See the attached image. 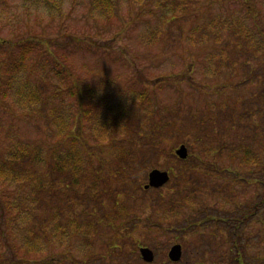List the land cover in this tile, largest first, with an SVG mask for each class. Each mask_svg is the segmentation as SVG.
Returning <instances> with one entry per match:
<instances>
[{
	"label": "rangeland",
	"instance_id": "rangeland-1",
	"mask_svg": "<svg viewBox=\"0 0 264 264\" xmlns=\"http://www.w3.org/2000/svg\"><path fill=\"white\" fill-rule=\"evenodd\" d=\"M112 1L107 13L93 0H0V163L13 151L38 153L30 149L51 158V173L61 151H80L83 161L79 185L69 169L64 178L46 175L40 203L26 191L45 176L42 164L18 158L15 179L0 178V220L8 224L0 264H264L250 197L236 205L226 193L239 191L234 175L248 176L252 191L243 148L250 154L254 133L264 135V0L249 2L256 21L241 0ZM25 43L37 49L19 63ZM148 101L159 113L149 114ZM99 133L106 138L94 143ZM181 144L199 166L186 181L198 185L183 200L190 185L176 181ZM207 145L219 148L208 157L209 175L225 169L228 153L238 157L218 173L223 179L204 182ZM92 163L102 178L88 198ZM154 168L171 179L144 191ZM172 199L180 213L163 215ZM35 229L48 233V244L36 242ZM28 239L31 252L19 250ZM175 243L182 257L172 263ZM143 246L152 263L141 259Z\"/></svg>",
	"mask_w": 264,
	"mask_h": 264
},
{
	"label": "trees",
	"instance_id": "trees-1",
	"mask_svg": "<svg viewBox=\"0 0 264 264\" xmlns=\"http://www.w3.org/2000/svg\"><path fill=\"white\" fill-rule=\"evenodd\" d=\"M188 0H182V5L180 7H184L187 6L186 3H189L190 1ZM254 1V0H252ZM181 2V0H180ZM250 0H241V3H243L244 7L246 6L247 8V13L253 17V19L256 21L257 18H258V14L257 12L255 11L254 9V6L251 4L250 6ZM93 3L97 5V9L99 10H103V12H107V13H110V12H113V8H114V1L112 0H93ZM180 5V4H179ZM178 5V7H179ZM258 33L261 34L262 31L258 30ZM26 44V47H22L20 52H19V63H22V61H24V58L26 56H28L29 53H32V52H35V50L37 48L33 47L30 43H25ZM15 70H10V72H12L11 74V78L13 77V73H14ZM144 91H147L146 89H144ZM144 91H141L140 92V97L142 98L144 96L145 93H143ZM38 95V94H37ZM157 102H154V101H148V108H152L151 111H149V114L150 113H154L153 115L151 114V116H154L155 114L159 113V106L158 104L156 105ZM111 120V119H109ZM106 121L107 123L111 124L112 126V122L111 121ZM115 122H118L117 120H114V123ZM155 124H158L157 121H155ZM94 135V134H93ZM97 135H101L103 137H98ZM97 135H94L92 136L91 135V138L92 140L94 141V143H97L99 141H102V140H105L106 137V134H97ZM108 136V135H107ZM80 137V136H77V138ZM256 137V134L254 135L253 139L254 140ZM74 138H76L74 136ZM76 138V139H77ZM83 139V136L80 137ZM86 139V138H85ZM88 139H89V135H88ZM74 141L76 140H73L72 142L74 143ZM90 141V139H89ZM85 144V142H84ZM70 147V146H69ZM207 148H208V145H207ZM245 148V147H244ZM244 148H243V153H242V159L247 161L248 162V167H251L250 166V162H251V153L249 154L248 151H244ZM247 148V147H246ZM218 149L215 151V152H212L210 151V149L208 148L207 152H206V159L203 160L202 162V167L204 165V182L209 179V178H215L216 180L219 179V178H224V175L223 174H218L219 172H222L225 170V172H227L228 169H232L236 166L237 164V156H235L233 153H228L227 156H226V164H225V169H223L222 167H217V174H214V175H209L207 170L205 169V166H211L213 164L212 161H210L208 159L209 156H216L217 157V154H218ZM110 150H113V149H110ZM23 151V150H22ZM41 151H33L30 149V152H38L37 154H30L28 155V152L27 150H25V154L24 155H20L18 153H16V151H13V153L10 155V159H6L3 161V163H0V178H6V179H15L14 175L12 173H10L9 171H12V169L15 167L14 165L16 164V161L18 160V158H23L26 159V160H31L35 165H39V164H42L43 167H44V174L45 176L42 177V179L38 182V183H30V186H29V189L26 191V194L29 196V197H32V199H34L37 203H40L42 202V197L46 194V192L49 190L50 188V181L46 182V175L47 177L49 178L50 175L53 173V174H58L60 175L61 177H65V172L69 169L72 173V177H74V179H72V182H77V184L79 185V181L80 179L82 178V175H81V171L83 170V161L81 159V155H80V151L78 153V151H74V152H71L70 149H67L65 151H61L60 152V155L58 157V162L60 164H57L55 167H53L52 169V173H51V168H50V165L53 163V161H51V158L49 156H43L41 155ZM75 154H77V157H74ZM29 156V157H28ZM105 159V161H108L109 163L112 161V158L111 157H102ZM101 158H98L97 159V164H96V167L99 166L101 164L100 160ZM190 159V157H188L186 160H179V163L181 164L179 170H177L176 173V181L178 180V185L181 183V185L183 184H188L189 182H186V181H189L192 177V175H194V173L197 171L199 172V166H195L193 168V166H191V163L188 162ZM20 161V159H19ZM51 161V162H50ZM91 166H93L91 169L95 171V174H96V180L92 183L94 187H90V190L88 191V198H92L95 194H96V190H97V184L100 182V178H102L101 176V173L97 174V172H99L100 170L95 168L94 166V163L91 164ZM101 168V166H100ZM33 171H36V169H33ZM100 176V177H98ZM175 176V175H174ZM32 177V176H31ZM232 178H236V179H233L234 181L238 182L239 184H244V180L247 178L246 177H243V176H240V177H237L236 175H234ZM232 178L229 180L232 181ZM248 181V180H247ZM72 182L69 183V185L72 184ZM69 185H65V186H69ZM190 185V188L185 190V194L183 195L182 197V200L185 198V196L189 195L192 193V190L194 188L197 187L198 184H195V183H189ZM8 186V185H6ZM80 187L78 186V189ZM81 189V188H80ZM181 189V188H179ZM227 194H230V191L227 192ZM249 193L248 191H243L241 190L240 194L239 193H236L235 197L237 198L236 199V202H240L241 203V200L245 199L246 197H249ZM19 201L21 203H23V200L21 198H19ZM181 200V201H182ZM177 200L175 202L174 199H172V204H174V207L170 208V209H167L165 211H163V215L165 212H170L171 210V213H174V214H178L180 213V210H181V205H179L178 207H176L175 204H177ZM184 202V201H183ZM244 202H248L247 199L244 201ZM182 203V202H181ZM1 208V207H0ZM11 210V208H9V211ZM15 221V219L13 220ZM46 220H43V224L45 223ZM48 221V220H47ZM41 224V223H39ZM217 226H218V229H222V225L220 223V221L217 223ZM46 228V226H45ZM7 229H8V224H4L1 220H0V239L2 237H5L6 233H7ZM224 229L226 231H230V228L227 227V226H224ZM243 229L240 228V231H242ZM63 231V229L61 228V232ZM61 232H58L57 235H60L62 234ZM234 233H237V231H234ZM33 237L35 239H39V242L36 241L37 243H40V242H44L46 244H48V233H40L38 232L36 229H35V232L32 234ZM243 236V234L241 235ZM28 237H31V236H28ZM6 238V237H5ZM30 239L26 240L24 242V245L21 244L19 246V250L23 251V252H31L30 250H25V247L27 248H30L32 245H30L29 243ZM33 242H35V240H32ZM224 241V239H223ZM37 244L33 245V247H36ZM228 249V253L231 251V248L227 247ZM2 250L0 249V254H1ZM2 258V256H0ZM16 263H19V260H16V258L14 260H12ZM4 263V262H3Z\"/></svg>",
	"mask_w": 264,
	"mask_h": 264
},
{
	"label": "flooded vegetation",
	"instance_id": "flooded-vegetation-1",
	"mask_svg": "<svg viewBox=\"0 0 264 264\" xmlns=\"http://www.w3.org/2000/svg\"><path fill=\"white\" fill-rule=\"evenodd\" d=\"M256 132L255 141L253 143V148L251 151V162L250 166L252 167L251 176H252V191L249 188L251 183L249 180H244V184H239L240 194L241 190L250 192V202L248 205H251L252 212H250V222L252 229V236L255 241L254 245L263 244L264 245V135ZM210 179V178H209ZM230 190V198L233 201V191ZM227 193V192H226ZM237 199V198H236ZM236 205H239L240 202H236ZM207 207V205H206Z\"/></svg>",
	"mask_w": 264,
	"mask_h": 264
},
{
	"label": "water",
	"instance_id": "water-1",
	"mask_svg": "<svg viewBox=\"0 0 264 264\" xmlns=\"http://www.w3.org/2000/svg\"><path fill=\"white\" fill-rule=\"evenodd\" d=\"M175 154L180 159H186L188 156L187 147L184 144L180 145L175 150ZM169 178H170V176H169L167 171H162L159 169H152L148 173V183L145 184L144 189H148L149 187H155V188L161 187L169 181ZM139 252H140V256H141L143 261H145L147 263L153 262L154 253L150 248L140 247ZM181 254H182L181 245L177 243V244H174L170 248V250L168 252V258L171 261L176 262V261L180 260Z\"/></svg>",
	"mask_w": 264,
	"mask_h": 264
}]
</instances>
